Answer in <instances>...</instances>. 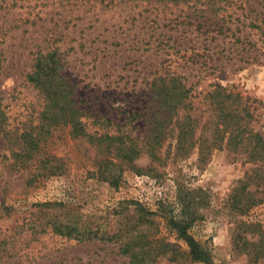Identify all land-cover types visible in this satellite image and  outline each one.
I'll use <instances>...</instances> for the list:
<instances>
[{
	"label": "rangeland",
	"instance_id": "1",
	"mask_svg": "<svg viewBox=\"0 0 264 264\" xmlns=\"http://www.w3.org/2000/svg\"><path fill=\"white\" fill-rule=\"evenodd\" d=\"M196 1L0 0L5 131L0 130V264H128L119 248L130 235H141L145 247H156L158 241L174 244L182 253L180 264H201L187 257L188 248L170 228V217L190 219L188 233L209 252L213 264H264V254L252 253L253 243L264 240V201L242 213L230 208L227 195L249 165L223 147L202 162L195 145L175 154L173 129L161 146L162 162L150 164L142 154L129 164L114 157L112 148L93 146L61 121L36 135L42 96L25 73L31 52L55 49L69 96L83 110L85 130L94 135L125 132L142 140V118H127L147 99L142 67L155 63L158 41L183 47L194 36L188 17L193 10L200 20L206 14L200 11L203 0ZM222 65L196 89L232 83L256 97L262 107L253 126L259 129L264 122V64ZM24 133L41 137L34 150ZM28 152L30 158L25 157ZM101 160L109 161L114 185L98 169ZM41 166L55 167L54 172L34 175ZM54 223L77 232L65 235L62 228L59 233ZM168 255L157 256L154 264L172 263Z\"/></svg>",
	"mask_w": 264,
	"mask_h": 264
},
{
	"label": "trees",
	"instance_id": "2",
	"mask_svg": "<svg viewBox=\"0 0 264 264\" xmlns=\"http://www.w3.org/2000/svg\"><path fill=\"white\" fill-rule=\"evenodd\" d=\"M154 1L176 4L191 2ZM192 1V5L198 2ZM201 4L205 5L200 10L206 13L205 16L202 15L204 19L200 20L201 16L195 15L193 10V15L186 21V25L193 27L194 36L189 37L183 47L180 44L172 46L158 41L156 47L160 54L154 56L155 63H147L142 67L145 70L141 79L149 89L145 94L147 99L141 108L131 109L127 117L129 120L140 117L146 124V134L140 141L125 132L94 135L85 130L81 121L83 110L76 108L69 96L60 74L55 49L31 52V64L25 73V79L42 96L36 135L47 132L50 124L61 121L70 124L72 132L85 137L93 146L112 148L114 157L129 164L142 154L148 157L150 164L162 162L161 146L166 134L173 129L175 154L182 155L195 145L197 161L202 162L213 149L223 147L227 154L235 158L237 156L241 164L249 165L227 195L230 208L242 213L264 201V122L258 124L259 129L253 126L262 102L240 91L232 83H208L206 88L198 90L196 86L201 79L219 70L222 64L230 67H240L239 62L264 64V0H203ZM199 35L204 37L198 41ZM148 41L149 39L143 40L145 45L150 44ZM3 119L0 108V130H3ZM24 136L28 137V144L34 150L41 137L29 133L22 134ZM25 157L30 158V153ZM103 161H99L98 169L102 167L105 170L101 171L104 178L114 185L115 176L108 169L109 161L106 164ZM54 168L41 166L34 175L54 172ZM189 222L190 219L185 218L168 219L170 228L186 244L187 257L201 264H213L209 252L188 233ZM52 227L59 233H63V228L65 235L75 231L70 225L63 223H54ZM82 234L84 232L79 233ZM262 234L264 235V231ZM140 237L141 235L128 236L119 248L120 253L128 257V264H154L157 256L167 253V262L180 264L182 253L176 245L155 241L158 246L145 247L146 241L142 242ZM242 239L241 246L245 248L247 241ZM253 245L254 255L264 254L263 239L259 245Z\"/></svg>",
	"mask_w": 264,
	"mask_h": 264
}]
</instances>
